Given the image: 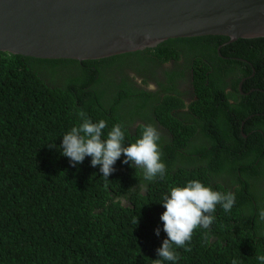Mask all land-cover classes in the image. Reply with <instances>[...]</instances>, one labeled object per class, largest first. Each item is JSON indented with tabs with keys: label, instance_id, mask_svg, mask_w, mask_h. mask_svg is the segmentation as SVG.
<instances>
[{
	"label": "trees",
	"instance_id": "obj_1",
	"mask_svg": "<svg viewBox=\"0 0 264 264\" xmlns=\"http://www.w3.org/2000/svg\"><path fill=\"white\" fill-rule=\"evenodd\" d=\"M228 42L170 39L81 62L0 52V264H153L167 239L163 196L190 180L236 201L230 212L216 206L210 229L197 228L186 243L191 251L173 246L175 264H260L264 38ZM136 76L158 90L142 89ZM80 110L106 121L105 138L122 125L126 146L141 125L154 126L165 176L145 181L123 155L108 180L91 157L73 167L61 154L62 136L82 124Z\"/></svg>",
	"mask_w": 264,
	"mask_h": 264
},
{
	"label": "water",
	"instance_id": "obj_2",
	"mask_svg": "<svg viewBox=\"0 0 264 264\" xmlns=\"http://www.w3.org/2000/svg\"><path fill=\"white\" fill-rule=\"evenodd\" d=\"M204 36L264 38V0H0L11 55L81 62Z\"/></svg>",
	"mask_w": 264,
	"mask_h": 264
},
{
	"label": "clouds",
	"instance_id": "obj_3",
	"mask_svg": "<svg viewBox=\"0 0 264 264\" xmlns=\"http://www.w3.org/2000/svg\"><path fill=\"white\" fill-rule=\"evenodd\" d=\"M78 115L83 121L82 124L64 134L61 145V154L69 158L73 167L83 163L86 157H91V166H99L102 177L108 180L109 175L115 171V163L123 155V163L130 164L136 170L140 169L145 181L151 182L157 177L162 179L165 176L166 165L161 161L162 152L158 143L161 134L154 126L141 125L140 137L126 146L122 125L113 126L105 138L103 130L107 126L106 121L100 120L93 123L83 110H80ZM242 125L241 133L246 138L247 134L243 133ZM138 187L141 193L147 191L146 184L139 183ZM235 201L236 197L233 193L214 191L204 186L199 180H190L184 187L171 188L170 192L163 196L161 203L165 211L160 216V220L167 239L157 249L159 258L154 260L153 264H163L164 261H171L175 264L179 256L173 246L191 251V248L185 245L191 241L193 232L201 227L210 229L215 219L212 213L215 212L216 206L219 204L225 212H230ZM114 203L125 206L127 200L123 197H116ZM259 217L264 220V210L259 212ZM136 223H138V218ZM155 234L159 236V228L156 229ZM256 259L260 264H264V255H257ZM232 264H237V261L233 260Z\"/></svg>",
	"mask_w": 264,
	"mask_h": 264
},
{
	"label": "flooded vegetation",
	"instance_id": "obj_4",
	"mask_svg": "<svg viewBox=\"0 0 264 264\" xmlns=\"http://www.w3.org/2000/svg\"><path fill=\"white\" fill-rule=\"evenodd\" d=\"M129 75H130V77H134V73H129ZM143 80H145V78H143V77H139V76H136V79H135V81H136V84H139L140 86H141V88L142 89H146V90H148V91H157L158 89H157V87L155 86V84L153 83V81H149V79L146 81V84H143L142 82H143ZM185 85L183 84V83H181V86H180V88H181V91L182 92H184L186 89H185V87H184ZM239 89V88H238ZM228 92H231V89H230V86L228 87ZM232 101V100H231ZM184 102H185V104H187L188 102H189V99H188V95L186 96V98L184 99ZM188 105V104H187ZM186 105V106H187ZM253 115H260L259 113H256V114H253ZM253 115H251V117L253 116ZM250 117V116H249ZM256 131H258V129L256 130ZM259 132V131H258Z\"/></svg>",
	"mask_w": 264,
	"mask_h": 264
}]
</instances>
